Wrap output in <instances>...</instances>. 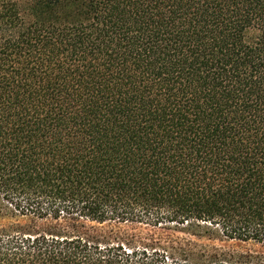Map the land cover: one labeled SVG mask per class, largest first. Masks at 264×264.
I'll return each instance as SVG.
<instances>
[{
    "label": "trees",
    "instance_id": "trees-1",
    "mask_svg": "<svg viewBox=\"0 0 264 264\" xmlns=\"http://www.w3.org/2000/svg\"><path fill=\"white\" fill-rule=\"evenodd\" d=\"M0 264H264V0L0 6Z\"/></svg>",
    "mask_w": 264,
    "mask_h": 264
},
{
    "label": "rangeland",
    "instance_id": "rangeland-1",
    "mask_svg": "<svg viewBox=\"0 0 264 264\" xmlns=\"http://www.w3.org/2000/svg\"><path fill=\"white\" fill-rule=\"evenodd\" d=\"M13 0H0V6ZM27 225V218L15 217L0 203V228H9L13 225ZM97 230L120 231L134 234L152 235L155 238L189 249L194 253L217 254L222 258L259 257L264 256V243L241 242L228 240L213 235H200L191 232L149 230L140 226L104 224L95 225Z\"/></svg>",
    "mask_w": 264,
    "mask_h": 264
}]
</instances>
